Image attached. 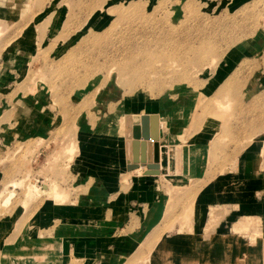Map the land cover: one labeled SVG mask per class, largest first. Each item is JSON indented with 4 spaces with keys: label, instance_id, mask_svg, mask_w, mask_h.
I'll list each match as a JSON object with an SVG mask.
<instances>
[{
    "label": "rangeland",
    "instance_id": "rangeland-1",
    "mask_svg": "<svg viewBox=\"0 0 264 264\" xmlns=\"http://www.w3.org/2000/svg\"><path fill=\"white\" fill-rule=\"evenodd\" d=\"M2 20L0 86L11 79L5 70L13 77L0 88L3 215L28 213L48 199L30 188L32 181L40 191L56 185L61 198L50 200L70 203L76 120L89 108L102 110L95 105L109 88L122 101L158 97L190 106L185 121L180 116L185 135L201 131L196 115L207 118L223 163L262 139L264 0L240 6L232 0H0ZM22 118L44 129L29 141ZM180 194L175 189L170 204ZM189 220L187 213L183 224ZM247 227L242 221L235 230ZM162 230L149 236L139 256Z\"/></svg>",
    "mask_w": 264,
    "mask_h": 264
},
{
    "label": "crops",
    "instance_id": "crops-1",
    "mask_svg": "<svg viewBox=\"0 0 264 264\" xmlns=\"http://www.w3.org/2000/svg\"><path fill=\"white\" fill-rule=\"evenodd\" d=\"M5 71L3 89L13 82ZM111 89L96 102L102 110L76 120L70 203L0 209V264H264V134L223 163L207 118L196 115L201 131L185 135L190 106L122 101ZM22 119L29 141L44 129ZM175 189L182 194L170 204ZM242 221L247 231L235 230ZM156 229L161 238L139 256Z\"/></svg>",
    "mask_w": 264,
    "mask_h": 264
},
{
    "label": "bare ground",
    "instance_id": "bare-ground-1",
    "mask_svg": "<svg viewBox=\"0 0 264 264\" xmlns=\"http://www.w3.org/2000/svg\"><path fill=\"white\" fill-rule=\"evenodd\" d=\"M0 24H2V26L4 27H6V21H3L2 20V22L0 23ZM3 27H0V32L3 30V29H5V27L3 28ZM142 115V114H141ZM148 118V117H147ZM146 118V119H147ZM138 119V118H137ZM149 119H151V118H149ZM124 120V119H123ZM140 120V119H139ZM141 121V120H140ZM159 121V120H158ZM131 122V121H130ZM146 122V121H145ZM156 122V121H155ZM132 123V122H131ZM149 123V122H148ZM162 123V122H161ZM146 124V123H145ZM158 124V123H157ZM126 125V124H125ZM149 125V124H148ZM148 125H146V126H148ZM156 126V125H155ZM158 126H159V124H158ZM157 128V127H156ZM143 129V128H142ZM126 130V129H125ZM127 131H125V133H126ZM147 132V131H146ZM145 134V133H144ZM126 135V134H125ZM147 137V136H146ZM145 137V138H146ZM126 138V137H125ZM128 141V140H127ZM150 142V141H149ZM160 142V141H159ZM158 143V142H157ZM150 145H151V143L149 144V147H150ZM158 145V144H157ZM160 149V148H159ZM150 150H151V148H150ZM156 150V149H155ZM159 152V151H158ZM147 154V153H146ZM149 154H150V152H149ZM144 155V154H143ZM151 155V154H150ZM132 157V156H131ZM138 157H140V156H138ZM169 158V157H168ZM145 160V159H144ZM146 160H148V159H146ZM151 160H152V158H151ZM144 168V167H143ZM159 168V167H158ZM161 168V167H160ZM140 169V168H139ZM138 169V170H139ZM145 169V168H144ZM135 170V169H134ZM138 173H141L142 172V170L140 171H137ZM169 172V171H168ZM133 173V172H132ZM136 174V173H135ZM152 174V173H151ZM137 175V174H136ZM164 177V176H163ZM37 184V185H36ZM37 186H38V183H36V181H32L31 183H30V188L31 189H33V191H35V192H37V191H39L42 195H44V196H46L48 199H53L54 197H57V198H61V194H62V192H60V190L57 188V187H55L54 185H51V186H48V185H44L43 187H42V190L40 191L39 190V188H37ZM39 187V186H38ZM32 194V193H31ZM35 195V194H34ZM33 195V196H34Z\"/></svg>",
    "mask_w": 264,
    "mask_h": 264
}]
</instances>
